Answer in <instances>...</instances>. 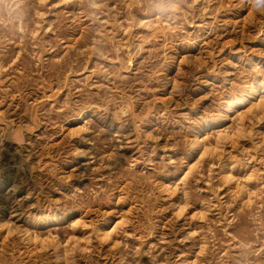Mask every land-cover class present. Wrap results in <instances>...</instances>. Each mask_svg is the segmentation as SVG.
Wrapping results in <instances>:
<instances>
[{
	"label": "rangeland",
	"instance_id": "374dc122",
	"mask_svg": "<svg viewBox=\"0 0 264 264\" xmlns=\"http://www.w3.org/2000/svg\"><path fill=\"white\" fill-rule=\"evenodd\" d=\"M0 264H264V9L0 0Z\"/></svg>",
	"mask_w": 264,
	"mask_h": 264
},
{
	"label": "clouds",
	"instance_id": "9594fccd",
	"mask_svg": "<svg viewBox=\"0 0 264 264\" xmlns=\"http://www.w3.org/2000/svg\"><path fill=\"white\" fill-rule=\"evenodd\" d=\"M257 10L264 9V0H248Z\"/></svg>",
	"mask_w": 264,
	"mask_h": 264
}]
</instances>
